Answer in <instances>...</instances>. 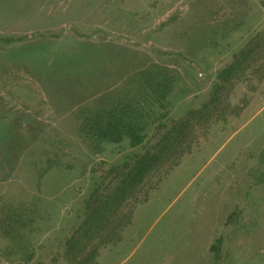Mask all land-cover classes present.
<instances>
[{"label":"rangeland","instance_id":"374dc122","mask_svg":"<svg viewBox=\"0 0 264 264\" xmlns=\"http://www.w3.org/2000/svg\"><path fill=\"white\" fill-rule=\"evenodd\" d=\"M124 104L141 143L98 148ZM106 217L86 264H264V0H0V264H85Z\"/></svg>","mask_w":264,"mask_h":264},{"label":"trees","instance_id":"16d2710c","mask_svg":"<svg viewBox=\"0 0 264 264\" xmlns=\"http://www.w3.org/2000/svg\"><path fill=\"white\" fill-rule=\"evenodd\" d=\"M148 74V76H144V81L146 82V84L150 88H154V92L157 89L160 90L164 88V92L161 93V90L159 91V97L166 99L165 97L167 94H169L171 86L167 83L164 77L161 76V79H155L152 77L153 75H151L150 73ZM160 106L165 107V104H160ZM147 114L149 113L147 112ZM145 117L146 114L144 116V113L140 112L138 108L133 109L128 105L124 104L123 106L119 107V109H116L115 112L113 111V109H111V112L108 114V117H103V119L105 120L104 123L100 121L99 125L97 123L94 125V123L96 122L95 121L89 127L83 129L86 131H83V133H85V136L87 135L89 138H92L93 141L98 144V148L101 142L115 143L121 141L123 138L127 139L130 146H136L140 144L143 139V134H141V131L144 129L142 119ZM180 126L182 129H185L187 127L186 124H184V122L182 121L180 123ZM178 128L176 129L178 130ZM171 140L173 141V138ZM176 140L177 137H175V141ZM152 155L149 156L148 154H141L139 157L136 158L137 163L135 165V169H137V174L134 175L135 178L133 181V191L138 188L142 179L147 176H150L153 169L163 160L164 155H161V157L157 156L156 154ZM94 210L95 209L93 208V211ZM87 219L86 221H84L86 230L84 232V236H82V234L78 232L75 237H70L68 239L65 238L62 244L60 245V248H62V250L74 253L75 250L78 249L80 254L84 253L85 264L88 263V261L93 260V258L95 257L96 249L98 247L96 235L101 230H103L104 226L106 227L105 230L109 227L107 232H111L110 227H113L111 217H106L105 221L100 222H96V220L93 221L91 219ZM74 230V232H76L77 228ZM27 259L28 258H26V260ZM54 260L55 256L53 257V264H72V262H74L72 258L68 259L67 257L65 259L60 257L59 261Z\"/></svg>","mask_w":264,"mask_h":264}]
</instances>
